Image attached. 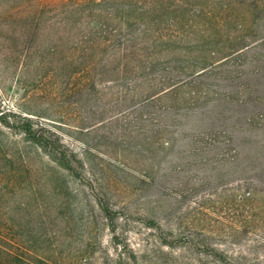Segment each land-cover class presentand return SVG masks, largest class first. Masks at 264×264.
Returning a JSON list of instances; mask_svg holds the SVG:
<instances>
[{
    "label": "rangeland",
    "instance_id": "374dc122",
    "mask_svg": "<svg viewBox=\"0 0 264 264\" xmlns=\"http://www.w3.org/2000/svg\"><path fill=\"white\" fill-rule=\"evenodd\" d=\"M35 1L0 0V113L31 116L83 166L70 175L0 124V221L66 236L65 250L89 243L97 264L118 252L113 237L138 264L184 259L182 248L158 242L153 216L163 225L253 235L248 207L236 199L253 189L232 164L218 151L184 153V138L152 133L171 115L189 127L213 107L200 123L254 125L242 138L264 139V0H96L101 5L89 3L86 14L100 20L107 40L63 46L45 23L25 20Z\"/></svg>",
    "mask_w": 264,
    "mask_h": 264
},
{
    "label": "trees",
    "instance_id": "16d2710c",
    "mask_svg": "<svg viewBox=\"0 0 264 264\" xmlns=\"http://www.w3.org/2000/svg\"><path fill=\"white\" fill-rule=\"evenodd\" d=\"M34 3L38 7L28 12L29 15H26L25 20L30 22V16L33 21L45 23L43 28L54 31L56 45L63 46L73 40L83 45L95 44L102 37L103 41L98 42L104 44L102 42L107 40L106 35H103L105 30L98 26L100 20H91L86 14L89 3L101 5L100 1L56 0V3L52 4L53 7L43 5L42 0H36ZM160 39L163 40L162 37ZM59 63L64 67L69 62L64 57ZM87 68L88 65L84 67ZM168 88H174V85ZM176 90H171L169 94H177ZM192 97L196 98L195 95ZM214 111L216 109L213 107L201 108L199 111L201 117L195 118L198 123L194 122L193 125L182 128L179 127L178 120L176 121L179 115H171L165 121H157L152 136L159 137L162 134L173 139L184 138L186 141L184 153L199 155L200 152L218 151L223 165L226 161L231 163L232 171L236 172L237 176L240 174L237 180L253 189L247 191L245 196L236 195V199L242 205H247L246 235L248 230L254 235L255 231L263 228L264 223V139H256V135H253L254 137L251 135V138L247 139L242 138L244 133L247 132L249 136L254 129H257L254 125L242 127L240 131L232 127L219 128L212 121L205 125L199 122L204 116L210 118V114ZM206 113L209 114L205 115ZM0 124L9 130H17L25 141L34 144L49 161L70 175L76 176L79 168L83 166L82 160L75 152L65 147L55 133L35 123L31 116L0 113ZM242 139L246 141L242 142ZM162 143L171 147L173 145L168 140ZM258 194H261V197ZM95 200L104 219L109 225L112 224L113 216L109 206L98 197ZM163 224L156 217H151V228L156 230L158 242L170 249L182 248L187 253L184 259L180 261L173 259L167 264H264V235H257L258 239L253 235L240 237L233 229L222 233L205 232L196 231L194 227L189 229L188 226L185 229L184 225L179 223L178 225ZM20 227V222L15 223L11 219L0 221V264H97L98 262L95 253L89 252V243L76 250H65L61 246L70 244L68 237L62 235L50 237L34 231L24 233ZM113 242L117 245L115 247L118 248V252L114 257L102 253L100 264H138L133 252L131 250L126 252L127 246H120L117 237H113ZM44 244L48 246L44 247Z\"/></svg>",
    "mask_w": 264,
    "mask_h": 264
}]
</instances>
